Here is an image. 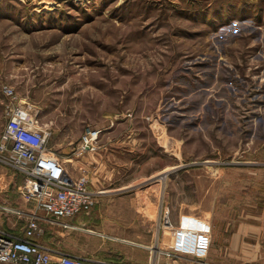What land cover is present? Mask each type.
Listing matches in <instances>:
<instances>
[{"label": "rangeland", "instance_id": "1", "mask_svg": "<svg viewBox=\"0 0 264 264\" xmlns=\"http://www.w3.org/2000/svg\"><path fill=\"white\" fill-rule=\"evenodd\" d=\"M17 110L97 194L77 230L43 225L53 262L135 244L149 264H264V0H0V134ZM6 155L0 198L24 216L0 227L18 233L33 204ZM163 213L211 226L203 263L164 255Z\"/></svg>", "mask_w": 264, "mask_h": 264}, {"label": "built area", "instance_id": "2", "mask_svg": "<svg viewBox=\"0 0 264 264\" xmlns=\"http://www.w3.org/2000/svg\"><path fill=\"white\" fill-rule=\"evenodd\" d=\"M3 92L12 95L9 88H4ZM96 135L89 131L83 144L91 145ZM47 139L48 133L31 119H26L21 111L10 112L0 134V154L6 151V165L22 177L20 195L33 204V211L27 215L25 225L18 233L0 227V264H87L85 259L65 254H58L53 262L51 251L37 241L44 231L43 225L77 230L71 220L89 216L97 198V194L89 191L86 174H80L71 182L66 181L64 164L46 153ZM23 214L21 210L0 202V216L19 220ZM159 231L161 245L167 249L163 253L167 257L192 258L203 263L210 250L211 226L196 216H180L173 224L169 214L163 213Z\"/></svg>", "mask_w": 264, "mask_h": 264}, {"label": "crops", "instance_id": "3", "mask_svg": "<svg viewBox=\"0 0 264 264\" xmlns=\"http://www.w3.org/2000/svg\"><path fill=\"white\" fill-rule=\"evenodd\" d=\"M101 194H103V192H101ZM0 202L5 203L3 200H1V198H0ZM82 217H85V216H78V217L73 218V220H71V224H73L74 226H76L78 228L79 225H77V223H78L77 221L81 222ZM5 218H7V217H5ZM9 218L15 219L13 217H9ZM1 228H3V227H1ZM3 229H5L9 232H14L13 230L10 229V227L9 228H3ZM83 231L89 232L86 230H83ZM94 234H96V233H94ZM100 236L106 237V235H100ZM114 240L113 241L116 244H119V243L131 244L128 241H125L123 239H114ZM131 245L136 246L138 249H136L134 253L119 252L117 249H115L114 251H112V253L110 255V257H112V259H114V260H113V262H110L109 264H149L150 257L148 254H146L144 252V250H146V247L141 246V245H135V244H131Z\"/></svg>", "mask_w": 264, "mask_h": 264}, {"label": "bare ground", "instance_id": "4", "mask_svg": "<svg viewBox=\"0 0 264 264\" xmlns=\"http://www.w3.org/2000/svg\"><path fill=\"white\" fill-rule=\"evenodd\" d=\"M101 194V193H100Z\"/></svg>", "mask_w": 264, "mask_h": 264}]
</instances>
